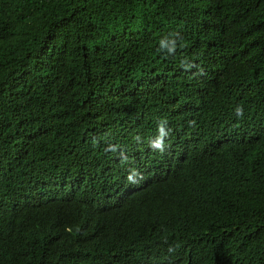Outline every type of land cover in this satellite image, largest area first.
Instances as JSON below:
<instances>
[{
    "label": "trees",
    "instance_id": "obj_1",
    "mask_svg": "<svg viewBox=\"0 0 264 264\" xmlns=\"http://www.w3.org/2000/svg\"><path fill=\"white\" fill-rule=\"evenodd\" d=\"M0 264H264V0H0Z\"/></svg>",
    "mask_w": 264,
    "mask_h": 264
},
{
    "label": "clouds",
    "instance_id": "obj_2",
    "mask_svg": "<svg viewBox=\"0 0 264 264\" xmlns=\"http://www.w3.org/2000/svg\"><path fill=\"white\" fill-rule=\"evenodd\" d=\"M154 147L161 148V147H162V144H161V143H156V144L154 145ZM135 186H136V185H135ZM131 192H132V190H131V191L128 190L125 194L121 195L120 198H119V201H120L121 199L124 200L128 195H130Z\"/></svg>",
    "mask_w": 264,
    "mask_h": 264
}]
</instances>
